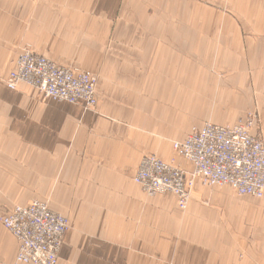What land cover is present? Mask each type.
<instances>
[{
    "label": "crops",
    "instance_id": "crops-1",
    "mask_svg": "<svg viewBox=\"0 0 264 264\" xmlns=\"http://www.w3.org/2000/svg\"><path fill=\"white\" fill-rule=\"evenodd\" d=\"M230 5L0 0V218L35 200L65 216L58 264H264V198L196 181L183 213L134 182L149 155L191 173L174 143L208 122L256 111L264 141V0ZM27 45L95 75L96 109L9 89ZM18 251L0 222V264Z\"/></svg>",
    "mask_w": 264,
    "mask_h": 264
},
{
    "label": "built area",
    "instance_id": "built-area-1",
    "mask_svg": "<svg viewBox=\"0 0 264 264\" xmlns=\"http://www.w3.org/2000/svg\"><path fill=\"white\" fill-rule=\"evenodd\" d=\"M36 89L47 99L81 104L95 110L97 78L71 70L25 49L6 80L11 90L19 85ZM253 117L233 125L206 123L192 131L184 142L174 143V151L193 165V171L164 163L158 157H145L135 183L150 196L172 195L183 213L188 210L194 185L228 186L240 196L264 198V141L252 134ZM19 244L15 264H58L69 220L45 202L16 206L0 218Z\"/></svg>",
    "mask_w": 264,
    "mask_h": 264
},
{
    "label": "rangeland",
    "instance_id": "rangeland-1",
    "mask_svg": "<svg viewBox=\"0 0 264 264\" xmlns=\"http://www.w3.org/2000/svg\"><path fill=\"white\" fill-rule=\"evenodd\" d=\"M220 1H222V2H220V3H218V0L216 1V0H213V2L215 3V4H213L212 3V0H203V4H207L210 8H213V9H215V10H219V11H221L222 12V14L225 16V18H231V19H233V17H235L236 18V16H238L239 17V15L237 14V13H235V11H234V9H233V6H231L230 5V3H231V0H220ZM180 2H181V0H178V5L180 4ZM244 32V31H243ZM230 33H232L231 31H230ZM245 38H247V37H245ZM25 49H30L31 51H33V52H35L34 50H33V48L31 47V46H29V45H27V46H22L21 48H20V53H19V55L23 52V51H25ZM36 53V52H35ZM38 54V53H37ZM40 55V54H39ZM47 58V57H46ZM49 59V58H48ZM56 63V62H55ZM57 64V63H56ZM58 65V64H57ZM59 66H61V65H59ZM61 67H64V66H61ZM64 68H67V69H71V70H77V71H81V72H84V73H90V72H88V71H85V70H81V69H78V68H68V67H64ZM91 75H93L92 73H90ZM93 76H95V75H93ZM96 77V76H95ZM97 78V77H96ZM7 80V79H6ZM97 85H98V78H97ZM96 94H97V87H96ZM97 100H98V97H97ZM98 104V103H97ZM84 107V106H83ZM97 107V106H96ZM85 108V107H84ZM86 110H88V109H86ZM89 111V110H88ZM249 117H253L254 119H255V123H254V125L252 126V128H251V132H252V134H253V131H254V129H256V127H257V125L260 123V118H259V114L256 112V111H248L247 113H245L244 114V116L242 117V118H240L239 119V121L237 122V123H239V122H241V121H246L247 119H249ZM208 123H211V124H214V123H212V122H208ZM236 124V123H235ZM203 128V126L202 127H200V128H197V127H194L193 128V130L192 131H196V130H200V129H202ZM191 131V132H192ZM175 143H177V142H175ZM176 153V152H175ZM177 155V154H176ZM151 156H155V155H149V156H146V157H151ZM178 156V155H177ZM155 157H157V156H155ZM159 158V157H158ZM143 159H145V157L143 158ZM142 159V160H143ZM160 160H162L164 163H167V164H170V165H173V166H175V167H178V168H181L180 166H178L177 164H174L173 162H166V161H164L163 159H161V158H159ZM142 162V161H141ZM141 164V163H140ZM139 167H140V165H139ZM182 169V168H181ZM138 170H139V168H138ZM138 170H137V172H138ZM137 174V173H136ZM136 176V175H135ZM134 179H135V177H134ZM135 182V181H134ZM185 213V212H184ZM66 235V234H65ZM64 239V238H63Z\"/></svg>",
    "mask_w": 264,
    "mask_h": 264
}]
</instances>
